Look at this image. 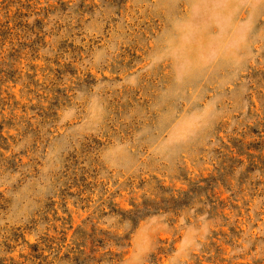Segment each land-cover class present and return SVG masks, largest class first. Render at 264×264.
Listing matches in <instances>:
<instances>
[{"label":"rangeland","instance_id":"obj_1","mask_svg":"<svg viewBox=\"0 0 264 264\" xmlns=\"http://www.w3.org/2000/svg\"><path fill=\"white\" fill-rule=\"evenodd\" d=\"M0 264H264V0H0Z\"/></svg>","mask_w":264,"mask_h":264},{"label":"trees","instance_id":"obj_2","mask_svg":"<svg viewBox=\"0 0 264 264\" xmlns=\"http://www.w3.org/2000/svg\"><path fill=\"white\" fill-rule=\"evenodd\" d=\"M38 249H39V248H38V247H36V249H33V251L37 252V251H38ZM34 257H35V258H37V259H38V258L40 259V256H39V255H37V256H34Z\"/></svg>","mask_w":264,"mask_h":264}]
</instances>
